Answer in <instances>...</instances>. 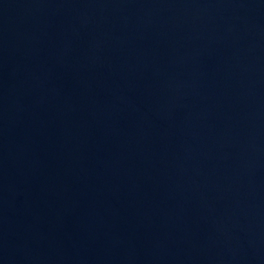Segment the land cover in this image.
<instances>
[{"label":"water","instance_id":"95a60500","mask_svg":"<svg viewBox=\"0 0 264 264\" xmlns=\"http://www.w3.org/2000/svg\"><path fill=\"white\" fill-rule=\"evenodd\" d=\"M0 264H264V0H0Z\"/></svg>","mask_w":264,"mask_h":264}]
</instances>
